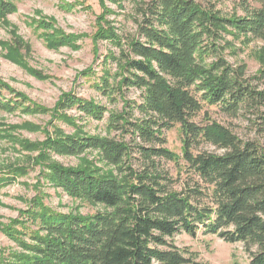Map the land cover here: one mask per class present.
I'll return each instance as SVG.
<instances>
[{"label":"trees","instance_id":"1","mask_svg":"<svg viewBox=\"0 0 264 264\" xmlns=\"http://www.w3.org/2000/svg\"><path fill=\"white\" fill-rule=\"evenodd\" d=\"M17 1L0 0V20L16 11ZM112 1L123 7L121 0ZM100 2L95 36L109 48L101 75L94 66L81 74L94 77L95 88L121 106L109 109L64 92L52 114L73 132L53 124L43 142H21L26 150H38L33 163L44 167V178L100 208L60 212L34 198L20 218L1 227L19 246L10 263L210 264L174 241L177 234L203 231L243 242L247 264H264V45L254 75L246 63L227 59L235 52L232 40L264 42V0H241V13L231 14L197 0H131L130 30L117 27L108 18L113 11ZM47 28L54 31L47 35L52 48L76 38ZM17 44L9 45L10 54L21 61L22 43ZM132 90L138 95L130 97ZM206 105L244 120L250 136L243 139L211 118L197 121ZM18 108L47 110L0 79V109ZM88 118H106V133L85 131L78 121ZM176 124L181 155L167 147L165 135ZM205 144L221 152L201 149ZM87 151L97 152L96 161L65 166L52 159ZM166 161L179 165L185 179L175 178ZM27 170L8 165L0 171V187Z\"/></svg>","mask_w":264,"mask_h":264},{"label":"rangeland","instance_id":"2","mask_svg":"<svg viewBox=\"0 0 264 264\" xmlns=\"http://www.w3.org/2000/svg\"><path fill=\"white\" fill-rule=\"evenodd\" d=\"M106 7L113 11L108 18L117 27L130 30L132 23L128 20L131 12V0H121L123 7L112 0H103ZM203 5H212L224 14L234 11L241 13V0H197ZM16 11L0 20V79L8 83L16 91L22 92L28 100L46 108L44 112H26L20 108L14 111L0 109V123L6 131H0V171L10 164L22 165L27 172L19 175L13 183L0 187V264H11L12 252L19 246L1 229L13 219L20 218L31 200L42 197L44 203L60 212H80L91 214L100 207L94 206L84 199L69 196L56 188L44 178L41 164H34L33 157L38 150H26L21 142L41 143L47 133L53 131V124L73 132V128L65 122L55 119L52 114L56 103L64 92L74 91L79 96L92 98L106 105L109 109L120 107L103 96L94 86V77L86 78L81 74L94 66L97 76L101 75L102 56L108 51L109 45L96 39L97 18L102 14L100 0H18ZM55 31L72 35L73 43L52 48L48 44L47 35ZM18 49L21 61L11 54L9 45ZM235 51L229 52L227 59L231 63L238 61L248 65L249 75H254L261 67L258 53L264 42L254 40L242 43L232 40ZM133 90L130 97L138 95ZM70 114L80 115L76 110ZM108 116V115H107ZM106 116V117H107ZM211 118L229 127L241 138L250 136V130L244 120L228 116L218 106L206 105L197 117V121L205 122ZM105 120L83 119L80 126L91 134L106 133ZM49 131V132H48ZM8 134L5 137L4 134ZM167 147L177 155L182 154V131L180 124L165 131ZM203 150L221 152L213 145L205 144ZM96 151H87L81 155H54L52 159L65 165L77 166L84 160H95ZM182 163V160H180ZM99 166L101 164H98ZM166 168L174 175L185 179L186 173L173 161L165 162ZM174 241L181 249L197 253V261L210 264H247L250 254L243 242H228L216 234L199 231L196 235L186 232L174 236ZM254 249V248H252Z\"/></svg>","mask_w":264,"mask_h":264}]
</instances>
